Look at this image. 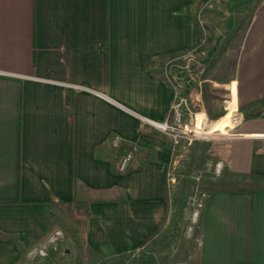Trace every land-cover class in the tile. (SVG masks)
<instances>
[{
  "label": "crops",
  "instance_id": "0c3cea01",
  "mask_svg": "<svg viewBox=\"0 0 264 264\" xmlns=\"http://www.w3.org/2000/svg\"><path fill=\"white\" fill-rule=\"evenodd\" d=\"M174 52L175 82L153 69ZM220 88L242 118L216 146L261 189L209 194L198 259L264 264V0H0V264H40L29 252L56 228L90 257L144 246L175 161L148 120L172 122L177 95L217 115ZM114 137L137 146L125 172Z\"/></svg>",
  "mask_w": 264,
  "mask_h": 264
},
{
  "label": "rangeland",
  "instance_id": "374dc122",
  "mask_svg": "<svg viewBox=\"0 0 264 264\" xmlns=\"http://www.w3.org/2000/svg\"><path fill=\"white\" fill-rule=\"evenodd\" d=\"M153 69L163 78L169 77V75H166L167 71L174 73L171 79L175 82V57L155 62ZM216 92L219 95L217 97L218 101L222 106V103L226 101L224 103L226 107L223 106V116L212 119L209 116L210 111L208 115L201 113L198 115L197 125L206 127V130L202 131L198 129L193 131L217 136H207L204 138L180 137L178 142L172 147L175 159L173 161V170L177 173V182L171 189L170 218L164 227L168 228L169 231L166 237L148 242L144 249L143 246L139 248H142L148 253L147 256L135 253L129 257L120 256L119 254L111 258H103L102 256L90 257L87 255L88 252L86 250L81 251L82 245L80 244V239H82V236L77 238L73 234L67 233L68 236H64L56 245L58 247V254L54 255L49 262L45 258H37L41 260L40 264H92L103 260V264H200L197 252V249H199V241L195 239L198 230L197 227H199L200 215L197 222L192 224V214L195 207L192 199L196 186L203 189L215 181L234 184L244 183L240 174L237 175L238 177L232 178L233 180L229 178L236 174L232 171L229 162L225 159L226 157L223 155L222 148H217L216 146V143H229L228 139L225 140L222 137L232 138L237 134L235 128L229 130L228 134L224 136H219L218 132H224L228 127L237 125L241 121L242 114L238 111L224 116L229 110L228 101L230 99V92L228 90L227 93L221 88L217 89ZM239 110H241L240 106ZM176 154L178 156L181 155V158H178ZM219 161H222L221 174L215 177L213 168ZM200 170H204L205 172L197 184V181L192 176L198 174ZM260 183L264 184V181L262 180ZM190 226H193V231L191 230L189 232L188 229ZM67 237H69V241L65 240ZM75 239H78L79 243H73ZM66 247H70L71 250L66 252Z\"/></svg>",
  "mask_w": 264,
  "mask_h": 264
},
{
  "label": "built area",
  "instance_id": "2783aa9c",
  "mask_svg": "<svg viewBox=\"0 0 264 264\" xmlns=\"http://www.w3.org/2000/svg\"><path fill=\"white\" fill-rule=\"evenodd\" d=\"M182 107H184L185 110L187 111L188 114L187 121H184V114L183 111L181 110ZM171 108L173 113L172 122H170L169 120H165L164 122H155L148 120V122L153 124L160 131L168 134L173 139V145L178 142V139L180 137H185L180 134H175L173 132L174 130H183V131H188V130L196 131L198 129L202 131L206 130V127L197 125L198 115L204 112L199 110L193 111L192 109H190L186 98L177 95ZM261 114L262 116H264V111H262ZM261 136L264 137V134ZM185 138H191V137H185ZM119 143H120L119 138L114 137L113 144L117 146ZM136 151H137V146L132 145L130 151L121 161L120 164L121 170L125 169L129 160L132 158V156ZM221 167H222V161H219L214 165L213 173L215 177L221 174ZM173 168L174 165L173 163H171L167 172V183H168V188L170 189L169 197H171L172 186L177 182V173L173 170ZM204 172H205L204 170H200L198 174L192 176L194 180L197 181L196 182L197 184L200 182L201 178L203 177ZM207 198H208V194L204 192L199 186H196L192 199L195 206L192 214V224H195V222H197L200 212L207 201ZM191 230L193 231V226H190L188 229L189 232ZM63 237H64V232L62 230L56 229L52 231V233L48 235L47 239L43 243L36 246L29 252V257L31 259L47 258L49 256V248L51 247L56 248V245L63 239ZM197 240L199 241V239Z\"/></svg>",
  "mask_w": 264,
  "mask_h": 264
},
{
  "label": "trees",
  "instance_id": "16d2710c",
  "mask_svg": "<svg viewBox=\"0 0 264 264\" xmlns=\"http://www.w3.org/2000/svg\"><path fill=\"white\" fill-rule=\"evenodd\" d=\"M244 20H245V18H241L240 20L237 21V23L234 26L231 34L228 36V38H227L226 43L224 44V46H226L227 44H229L233 40L236 31L241 27V24L244 22ZM205 42L206 41H204L202 44H205ZM176 54H177V52H174V53H169V54H167L165 56H167V59H168V58H171V57L175 56ZM238 111H239V109H235V110H232V111H227V113L224 116H226L229 113L238 112ZM223 114H224V111H221V113H219L217 115H214V114H212L210 112L209 113V116L212 119H217V118L223 116ZM130 149H131V146L129 144L127 145V144H124V143H121V142L116 147L113 148V150L115 152V155L117 157H120L119 158L120 161L117 164V167L115 168L116 171H118V172H125V171H127L128 164L125 167V169H123V170L120 169V164H121L122 159L130 151ZM134 155H135V153H134ZM133 156H132V158H133ZM132 158L129 160V162L132 160ZM252 189H261V187H259V186L241 185V184H234V183H222L221 181H215V182H212L211 184H209L207 187L203 188L202 190L204 192H206L208 194V197H209V194L211 192H213V191H216V190L245 191V190H252ZM168 231H169L168 228L161 227V228H158L157 230H155L150 235H148V237L146 238V241L144 242L143 249L145 248V245H147L148 242H150V241H152L154 239L156 240V239H161L162 237H166ZM143 249L141 248V249L136 250V251L124 252V253H120L119 255L120 256L129 257L131 255H134L135 253H140L141 255L147 256L148 253H146ZM56 254H58V247H56V249H53V247L49 248V256H48V258H45L46 261L49 262V260H51V258H53V256L56 255ZM108 258H111V257H108ZM103 261L94 262L92 264H103Z\"/></svg>",
  "mask_w": 264,
  "mask_h": 264
},
{
  "label": "bare ground",
  "instance_id": "6f19581e",
  "mask_svg": "<svg viewBox=\"0 0 264 264\" xmlns=\"http://www.w3.org/2000/svg\"><path fill=\"white\" fill-rule=\"evenodd\" d=\"M175 134H180V135H183L185 137H201V138H204V137H207V136H216V135H212V134H204V133H196L194 131H183V130H174L173 131Z\"/></svg>",
  "mask_w": 264,
  "mask_h": 264
}]
</instances>
